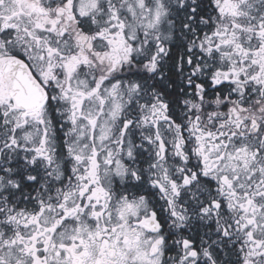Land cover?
<instances>
[{
    "label": "snow or ice",
    "instance_id": "snow-or-ice-1",
    "mask_svg": "<svg viewBox=\"0 0 264 264\" xmlns=\"http://www.w3.org/2000/svg\"><path fill=\"white\" fill-rule=\"evenodd\" d=\"M0 264H264V0H0Z\"/></svg>",
    "mask_w": 264,
    "mask_h": 264
}]
</instances>
